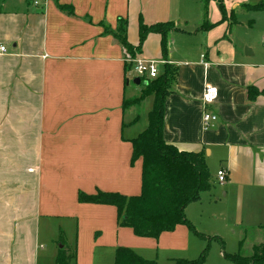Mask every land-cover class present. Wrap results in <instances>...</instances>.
<instances>
[{"label": "crops", "instance_id": "obj_1", "mask_svg": "<svg viewBox=\"0 0 264 264\" xmlns=\"http://www.w3.org/2000/svg\"><path fill=\"white\" fill-rule=\"evenodd\" d=\"M209 3L0 0V45L8 48L0 55V264H58L63 229L73 235L76 264H115L119 248L157 264L161 254L171 262L190 252L185 226L157 240L140 238L121 225L114 206L80 202L81 195L142 191L143 161L132 162L131 141L148 128L156 98L146 94L150 81L140 79L141 87L136 77L131 85L127 45L136 57L165 60L174 70L165 142L204 151L212 196L225 192L220 203L234 206L237 227L264 231V65L236 47L234 12L225 8L224 18ZM166 23L179 29L168 36L166 59L158 34L137 49L141 28ZM205 23L215 27L200 30ZM207 86L219 98L205 107ZM250 89L260 95L249 98ZM206 111L218 117L208 130ZM221 260L233 264L225 254Z\"/></svg>", "mask_w": 264, "mask_h": 264}, {"label": "trees", "instance_id": "obj_2", "mask_svg": "<svg viewBox=\"0 0 264 264\" xmlns=\"http://www.w3.org/2000/svg\"><path fill=\"white\" fill-rule=\"evenodd\" d=\"M208 3L209 0H204ZM220 8L226 18V9L223 0H219ZM253 11H264V2L256 6H247ZM215 25L205 23L200 30H210ZM174 24L152 26L149 29H140L141 49L150 34L162 37V52L168 57V36L177 31ZM127 45V43H125ZM128 46L130 54L135 56V49ZM171 65L163 67V74L147 85L146 94L155 95V104L149 115V126L136 139L131 141L133 147L132 162L142 159V191L139 196L126 197L114 193L97 195H81L80 202L110 205L117 208L119 219L123 227L132 229L140 238L159 239L162 234L175 231L178 226L195 228L185 216L186 208L201 200L203 193L212 190V175L207 165L206 153H192L180 151L164 140V101L168 94L169 85L174 75ZM143 82V81H142ZM260 95L255 89L249 90V98ZM201 236V234L196 233ZM241 242V248L243 246ZM208 248L194 261L178 260L176 264H205ZM225 258L233 264H264V245L254 247V254L246 257L239 252L236 255H227ZM72 259L65 250L61 251L58 264H69ZM115 264H157L148 261L128 248L117 250Z\"/></svg>", "mask_w": 264, "mask_h": 264}, {"label": "rangeland", "instance_id": "obj_3", "mask_svg": "<svg viewBox=\"0 0 264 264\" xmlns=\"http://www.w3.org/2000/svg\"><path fill=\"white\" fill-rule=\"evenodd\" d=\"M27 1L34 4L35 2H40V0ZM261 2H264V0H223L224 6L229 14L234 12L237 20V24L234 25L232 31L236 47L240 51H243V53H246V49L251 50L254 54L251 59L259 65H264V11H253L246 6H256ZM236 3H239V7L234 10V4ZM209 4L211 10L216 7L217 11H220L219 0H210ZM135 78L136 75L133 70L129 75L131 85H135ZM141 87H143V85H141ZM144 122L146 121H140L137 128L141 127ZM212 191L211 192L214 193V189ZM211 192L203 193L201 201L189 205L188 214L185 213L187 220L195 228L194 231L188 226H185L188 230L189 239L187 240V244L190 252L186 250L184 253H178L177 257H173L174 259H172L171 262H168V260L171 259L165 260L163 254H161L159 264H176V259L194 261L198 259L207 248L209 253L205 264H219L224 254L236 255L240 252L241 241L244 243L241 254L246 257L253 256V247L255 245L264 243V231H259L257 227H249V229L243 228V230L237 227L234 221V206L229 204L224 206L220 203V200H224L225 192H222L221 195L218 196H212ZM232 203L234 204V202ZM262 209L264 208L262 207ZM247 212L248 207L245 206V215ZM63 230L65 232H63V241L66 239L64 241L66 244V254L68 256L73 255L71 251L72 248L75 250V247L70 243V237L73 238V235L69 233L70 230ZM196 233L201 234L202 237ZM71 263L76 264V260L72 258ZM96 264H111V262L109 263V259L107 262L104 258L103 260L100 259V261L99 259L96 260Z\"/></svg>", "mask_w": 264, "mask_h": 264}, {"label": "built area", "instance_id": "obj_4", "mask_svg": "<svg viewBox=\"0 0 264 264\" xmlns=\"http://www.w3.org/2000/svg\"><path fill=\"white\" fill-rule=\"evenodd\" d=\"M35 5H39V2H35ZM8 53V48L4 45H0V55ZM137 54V53H136ZM126 61L131 65L137 78L144 81L156 80L162 73V67L169 64L167 61H151L138 58L132 54H126ZM219 98V92L216 88L207 86L203 94V104L208 107L214 104ZM218 121V117L209 111L205 112L204 123L205 130H208L211 123ZM217 179L220 183H225L227 180V172L221 169L217 174Z\"/></svg>", "mask_w": 264, "mask_h": 264}, {"label": "water", "instance_id": "obj_5", "mask_svg": "<svg viewBox=\"0 0 264 264\" xmlns=\"http://www.w3.org/2000/svg\"><path fill=\"white\" fill-rule=\"evenodd\" d=\"M247 56L249 55V50L246 49V53H245ZM142 81L138 78L135 80V84L136 85H141ZM146 85H148V83H145Z\"/></svg>", "mask_w": 264, "mask_h": 264}]
</instances>
